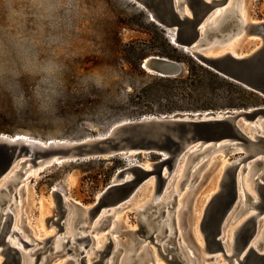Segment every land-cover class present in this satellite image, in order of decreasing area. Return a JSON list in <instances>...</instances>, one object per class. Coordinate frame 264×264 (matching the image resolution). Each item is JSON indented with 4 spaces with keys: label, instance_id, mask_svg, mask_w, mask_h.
<instances>
[{
    "label": "rangeland",
    "instance_id": "rangeland-1",
    "mask_svg": "<svg viewBox=\"0 0 264 264\" xmlns=\"http://www.w3.org/2000/svg\"><path fill=\"white\" fill-rule=\"evenodd\" d=\"M241 7L246 21L264 18V0H241ZM174 32L175 26L157 24L138 0H0V133L24 134L42 140H79L103 136L113 124L144 114L224 111L236 109L229 106L236 102L245 103L243 109L264 106V97L260 94L242 91L229 85L230 79L215 76L213 70L204 66L199 68V63L187 52L171 43ZM234 38L236 42H232ZM225 40L220 45H211V42L204 45V52L230 47L244 53L256 46L258 38L239 32ZM172 47L177 50H172ZM148 55L163 56L177 62L180 72L171 77L150 73L144 63L141 65ZM188 154L189 150L185 151L183 160ZM239 155H225L220 150L200 153L190 164L189 172L185 171L184 175L171 180L167 191L176 188L179 196H167L165 200L171 202L164 205V200L162 207V204L152 207L148 200L152 194V178L143 181L131 199L128 198L117 209L111 207L107 211L113 213L107 224L99 223L101 213L84 230L91 231L90 226L97 219V228L89 234L91 238L95 236V241L90 240L85 249L86 255H91L92 259L86 264L94 261L96 264H107L110 260L115 264L118 259L123 260L122 264L124 261L128 264L135 257L138 264H182L164 249L171 244L181 249L176 229L182 233L181 240L188 247L183 255L189 257V264H230L228 258L222 261L226 256L209 237L216 214L214 210H209V205L213 197L216 209L226 201L224 195L215 196L213 193L223 163ZM160 157L162 153L141 152L61 161L45 166L36 174L35 171H28L30 173L23 175L28 177L23 182L18 179L19 183L14 184L7 194V200L0 205L1 213L9 207L15 216L21 210L20 226L24 234L39 241L31 250L33 260L37 246H41L49 236L55 239L57 224L65 220L64 231L67 233V227L73 222L72 207L67 208L63 217L57 215L60 202L57 197L51 196L52 189L63 193L69 203L88 206L112 182L117 171L146 161L147 165ZM29 164L25 162L16 167L23 171ZM192 164L196 165L191 174ZM263 168L264 164L252 167L253 171L258 170L247 182L252 193L255 191L251 181ZM179 181H182L180 186ZM163 188L166 191L167 182ZM181 198L182 205L178 206ZM252 200L249 198L247 202ZM145 205L146 209L155 210L147 219L158 216L152 224L161 219L158 215L160 207L169 208L168 233L163 231L165 222L153 227L149 224L147 228L143 225L141 219L145 217V211L141 208ZM179 207L181 214L177 223L175 210ZM254 210H245L235 217L231 215L223 239L231 237L229 229ZM81 219V216L76 221L74 218L77 232L82 229L80 226L86 225ZM115 225L116 228H113ZM259 225L260 234L254 239L262 241L263 221ZM111 229V235L103 236ZM97 235L100 236L97 238ZM100 239L104 242L97 247ZM115 241L120 245L115 243L114 246ZM134 243L133 252L131 246ZM48 244L51 248L42 253H52L47 264L56 260L60 262L68 256H83L78 253L74 242L71 243L73 251L66 254L67 245H60L55 240ZM205 246L212 251L200 249ZM99 253L103 255L102 262L98 260ZM127 255L130 256L125 260ZM13 262L12 253L4 255L1 250L0 264ZM232 264L237 263L233 261Z\"/></svg>",
    "mask_w": 264,
    "mask_h": 264
},
{
    "label": "water",
    "instance_id": "water-1",
    "mask_svg": "<svg viewBox=\"0 0 264 264\" xmlns=\"http://www.w3.org/2000/svg\"><path fill=\"white\" fill-rule=\"evenodd\" d=\"M138 1L150 12V17L157 24L175 26L171 39L172 44L187 52L200 65L264 97V18L241 23V16L238 13L241 0ZM222 7L227 9L228 13L221 18L217 26L207 27L206 25L201 34L199 31L201 21L209 17L216 8ZM183 8L187 9L188 13H183ZM240 30H243L246 36L251 35L258 38L255 47L240 55H234L229 51L217 55L204 53V45L210 42L213 43L211 45H218L232 35L241 32ZM145 58L146 61L142 63L148 67L149 72L158 76L171 77L180 72V65L166 57L148 55ZM256 115H264V106L216 112L140 115L137 118L113 124L103 136L85 137L70 142H42L32 138L0 134V179L16 162L28 161L35 164L38 160L50 159V163H46L44 168L52 163L65 160L108 158L114 155L127 156L141 152L162 153V157L157 161L148 162V167L142 162L117 171L112 182L107 184L96 196L94 202L89 204L88 214L93 217L102 209L108 211L111 206L118 208L120 204L131 198L138 186L150 176L154 181V192L161 191L185 151L189 150V154L184 160L183 174L185 171H190V164L200 153L216 150L222 151L225 155L238 153L240 154L236 157L238 159L235 161L236 158H231L221 170L216 191L213 193L216 194L215 196L224 195L226 201L216 209L213 197L209 205V210L216 212L209 237L221 248L219 232L223 226V219L237 207L235 199L243 169L242 166L238 170V164L251 156L249 149L255 151L263 148L261 151H264V135L254 134L253 138H250L242 129V123L250 122ZM244 151H248L245 156ZM257 164H264L263 159H256L254 165ZM124 175L129 177L124 178ZM3 182V186H0V205L7 200V194L12 190L16 180H4ZM256 184L258 195L255 205L256 212L243 219L234 233L232 254L237 264H264V252L260 249L264 243V228L263 240L259 241L255 247L248 244L242 256L237 257V253L246 246L255 227L259 226L263 218L260 216L264 213V176H262V181ZM50 194L58 198L60 210L57 209L56 213L62 216V193L52 189ZM75 204L81 207L78 203ZM10 217L9 212L4 214L0 227V243L4 255L12 253L14 261L12 264H20V252L3 239L10 223ZM147 224L154 226L150 219L143 223L146 228ZM57 226L60 228V223ZM204 240H206L205 236ZM108 242L110 247L111 243ZM47 248H51L48 243L35 248L36 253L32 264H37L38 261L40 264H47L48 256L52 254H42ZM164 249L170 253L171 257L185 264L183 257L174 246L164 247ZM102 256V253H99L98 260L101 262ZM136 261L137 257L130 264H138ZM92 264H96V261Z\"/></svg>",
    "mask_w": 264,
    "mask_h": 264
},
{
    "label": "bare ground",
    "instance_id": "bare-ground-1",
    "mask_svg": "<svg viewBox=\"0 0 264 264\" xmlns=\"http://www.w3.org/2000/svg\"><path fill=\"white\" fill-rule=\"evenodd\" d=\"M182 12L183 13H188V11H187V9H185V8H183V10H182ZM214 13H216L215 15H214ZM228 13V10L227 9H225L224 7H222V8H216L212 13H211V15L209 16V17H207V18H205V20L204 21H201V23H200V33L202 34L203 33V29H204V27H206V25H207V27H215V26H217V24L219 23V21L221 20V18H223L226 14ZM238 13H239V15L241 16V20H242V22L241 23H246V22H248V21H246L245 19H244V16H245V14H244V10H243V8L240 6L239 7V9H238ZM212 15H214V17L212 18ZM212 18V19H211ZM210 19H211V21H210ZM206 21H209V23L208 22H206ZM211 22V23H210ZM241 31V30H240ZM241 32H243V30L241 31ZM235 35V34H234ZM233 36V35H232ZM231 36V37H232ZM231 37H229V38H231ZM236 40V38H234L233 40H232V42H234ZM226 41V40H225ZM237 41V40H236ZM235 41V42H236ZM212 43V42H211ZM210 44V43H209ZM213 44V43H212ZM235 44V43H234ZM233 44V45H234ZM220 45V44H219ZM231 46V45H230ZM232 47H234V46H232ZM255 47V46H254ZM206 52H204L205 54H207V55H217V54H220V53H222V52H224V51H229V52H231L232 54H234V55H240V54H242V53H240V52H236V51H234L232 48H230V47H228V49L226 48V49H224V50H218V49H212V50H205ZM146 59V58H145ZM144 61H146V60H144ZM143 64V63H142ZM143 66L145 67V65L143 64ZM146 69L148 68V67H145ZM148 71H149V69H147ZM151 73V72H150ZM228 110H232V109H228ZM222 111V110H221ZM213 112H216V111H213ZM144 115H154V114H144ZM262 118H264V115H261V116H259V115H256L255 117H254V119H252L250 122H243L242 123V129H243V131L250 137V138H253V135L254 134H261V135H264V125H262L263 124V122L264 121H261L262 120ZM122 121H124V120H122ZM259 121H261V122H259ZM259 122V123H258ZM0 134H4V135H7L6 133H0ZM11 136H13L14 134H10ZM15 136H20V137H24V138H32V137H26V135H24V134H22V135H15ZM32 139H36V140H38V141H53V142H58V141H64V142H66V141H68V142H70V141H74V140H66V139H52V140H42V139H37V138H32ZM80 140V139H79ZM263 149V148H262ZM261 149V150H262ZM250 150V152H251V156H249L248 158H245L241 163H239L238 164V170L240 169V167H242L243 166V169H242V172H241V177H240V181H239V185H238V194H237V197H236V199H235V203H237V208H235V210L232 212V213H228L226 216H225V218L223 219V226L220 228V232H219V234H220V236H221V238H220V242H221V248H220V250L222 251V253L226 256V257H223V260L222 261H224V260H226L225 258H228V260H230V264H232L233 263V261H236L235 260V257H234V254H232V252H233V239H234V233H235V231H236V228L238 227V225L243 221V219H245L246 217H248V216H250V215H253L256 211L254 210V211H250V212H248V214H246V216L244 217V218H242L235 226H232V228H230L229 230V234L231 235V233H232V235H231V237L229 238L228 237V239H226V240H224L223 238L225 237V227H226V224H227V222H228V220H230L231 219V215H232V217H235V216H237V215H239V214H241L243 211H245V210H249V209H255V205H256V203H257V201H258V195H257V182H260V181H262V176H264V168L260 171V173L257 175V177H255L254 179H253V181H251V183H252V188H253V191H255L254 193H252L249 189H248V184H247V182H248V180H249V178L254 174V173H256V171H258V170H256V169H254V171H253V169H252V167H254V161L256 160V159H263V161H264V151H261L260 149H258V150H255V151H253V149H249ZM248 153V151H244V153H243V155L245 156L246 154ZM207 155V154H206ZM254 158V159H253ZM238 158H236L235 159V161L237 160ZM240 159V158H239ZM253 159V160H252ZM183 160V158L179 161V163L177 164V166H175V168L172 170L173 172H172V175L171 176H169L168 177V179H167V189H166V191H164L163 189L161 190V191H159V192H154V181H153V179H151L152 177L150 176L148 179H151V181H150V183H151V186H152V194H151V196L149 197V199L148 200H150L149 202H151V206L152 207H154V206H157L158 204H162V202L165 200V198L167 197V196H171L172 198H175V197H177V194H178V196H179V193H178V190L176 189V188H173V189H171L170 191H167L168 189H169V187H170V183H172L171 182V180L174 178V177H177V176H180L181 174H183V166H184V160ZM65 161H67V160H65ZM26 162H28V161H26ZM30 163V162H29ZM46 163H50V159H44V160H38L35 164H32V163H30L28 166H26L24 169H23V171H20L19 169H18V167H16V165H19V166H21V165H24L25 164V162H23V163H20V162H16V163H14V165L2 176L3 178L0 180V186H2L3 184H4V180H16V183L18 182V179H19V181H20V178H21V181L23 182L24 181V179H26L28 176H26V177H23V175L24 174H28V173H30V172H34L35 171V174L39 171V170H41L42 168H43V166L44 165H46ZM57 163H59V162H57ZM146 163H147V161L146 162H144V165L146 166V167H148L147 165H149V164H147L146 165ZM180 163H183V165L182 164H180ZM227 164V162H224L223 163V165H222V167H221V170L224 168V166ZM193 166H192V168H191V174L193 173V171H194V169L195 168H193V167H195V165L196 164H192ZM16 167V168H15ZM178 167H179V169H178ZM20 168V167H19ZM21 169V168H20ZM32 169H34V170H32ZM28 171H30V172H28ZM14 175H18L17 177H14V178H10L11 176H14ZM184 175V174H183ZM124 178H127V177H129L128 175H124L123 176ZM148 181V180H147ZM250 181V180H249ZM182 182V181H181ZM181 182L179 181V183H178V185L180 186V184H181ZM15 183V184H16ZM19 183V182H18ZM17 183V184H18ZM145 183V182H144ZM141 186V185H140ZM139 188H141V187H139ZM217 188V187H216ZM252 188H250V189H252ZM251 193H249V192ZM164 192V193H163ZM170 192H172V195H169V193ZM245 192H246V194H245ZM213 193V192H212ZM211 193V194H212ZM63 194V193H62ZM210 194V195H211ZM209 195V196H210ZM244 195H245V198H244ZM15 198H16V194H15ZM249 198L250 199H252L253 198V200H252V202L250 201V202H247V201H249ZM129 199H131V198H129ZM185 200V199H184ZM171 200H165L164 202L165 203H163L164 205L166 204V203H169ZM148 202V201H147ZM182 202H183V198H181V200L179 201V203L177 202V205L178 206H180V205H182ZM125 203V202H124ZM63 204H64V206L62 205V207H63V214H62V217L64 216V214L66 215V212H67V208L69 207H72V209L71 210H73L74 211V216H73V222H71V226H69V227H67V229H68V232L67 233H65V231H64V229H65V226H66V221L65 220H63V221H61L60 222V225H61V227L60 228H58L57 227V225H56V227H57V229L54 231V234H55V242L56 243H58V244H60V245H67V248L65 249V252H64V254H66V253H70L71 251H73V245H71V243H73L74 242V246H75V248L77 247V249H78V253L79 254H83V256H82V258H74V257H66L64 260H62V261H60V262H58L57 260L56 261H53L52 263L53 264H78L79 262H81V263H84V264H86L87 262H89V261H91V259H92V256L91 255H89L88 254V256L86 255L87 254V250H85L86 249V247H87V245L89 244V241L90 240H92L93 239V241H95V236H93L92 238L91 237H89V234L93 231V230H95V228H97V227H95L96 226V224H97V219L93 222V224L90 226L91 227V231L89 230V232H84V230L90 225V223H91V221L93 220V219H95L98 215H100L101 213H102V217H101V219H100V222L99 223H101L102 222V224L104 225V224H107V221H108V219H109V217L113 214V213H107V210H104V209H102V210H100L97 214H95L93 217H90L89 216V214H88V207H89V205L88 206H85V205H83V204H81V203H78L79 205H81V207H79V206H77L75 203H69V200H67V199H65V197H64V195H63ZM163 204L161 205V207L163 206ZM111 207H113V209H117V208H115L114 206H111ZM110 207V208H111ZM161 207L159 208V214L158 215H160L161 216V219H159V221H158V223L159 224H161L162 222H165L164 224V230L163 231H166V233H168L169 232V230H170V228H169V225H168V222H167V214H168V212H169V208H164V209H161ZM177 207V206H176ZM109 208V209H110ZM153 209V208H152ZM241 209H243V210H241ZM141 210H144L145 211V217L144 218H142L141 220H142V222H147V218L150 216V215H152L153 213H154V209L153 210H148V208L146 209V205L145 206H143L142 208H141ZM6 212H9L10 213V215H11V217H10V223H9V225H8V227H7V230H6V233L4 234V237H3V239H5V241H6V243L7 244H9V245H11V246H13V247H15V248H17V250L20 252V255H21V263L20 264H32V262H33V260H32V258H31V250L33 249V247H35L38 243H39V241H36V240H32V239H29V236L28 235H25L24 234V232H23V230H22V228H21V222H22V213H21V210H18V212L15 214V216L13 215V213H12V209L11 208H7V210L6 211H4L3 213H1V208H0V227H1V223H2V221H3V219H4V214H6ZM139 212H140V210H139ZM142 212V211H141ZM247 213V212H246ZM77 214V215H76ZM180 214H181V207H179L178 208V210H177V208H176V210H175V216H176V221L178 220V218H179V221H180ZM262 214V213H261ZM109 215V216H108ZM79 216H81V220L80 221H82V222H85L86 223V225H82V226H80V228H82L79 232H77V231H75V228H74V222L76 221V219L79 217ZM260 217H263L262 218V220H260V222L261 221H263V224H264V215L262 214ZM74 218H75V221H74ZM152 218V220H151V222L155 219V218H158V216L157 217H151ZM175 218V217H174ZM149 220V219H148ZM173 220H175V219H173ZM53 223V222H52ZM158 223H156V222H154L153 223V225L154 226H156V225H158ZM177 223H179L178 221H177ZM148 225V224H147ZM116 226L117 225H115V227H113V228H116ZM151 227H153L152 225H151ZM260 225L259 226H256L255 227V229H254V231H253V234H252V237H251V239L248 241V243L246 244V246L243 248V249H241L238 253H237V257H241L242 256V254L244 253V250H245V248L247 247V245L248 244H250V245H252L253 247H255L256 246V244L259 242V239H254V237L257 235H259L260 234ZM2 230H4V228H2ZM59 230H62V232L60 233L59 232ZM112 230L113 229H111V230H109L108 232H106V233H104L103 234V236H105V237H107V235L108 234H110L111 235V233H112ZM176 234H179V236H180V240H179V243H180V246H181V249L178 247H176V246H174V247H176V249H177V251L181 254V256L183 257V259L185 260V262H186V264H189V262H188V259H189V257H188V259H187V257L186 256H184L183 255V252L188 248L187 246H185V244L183 243V241L181 240V238H182V233H180L179 231H177V229H176ZM57 233H58V235H57ZM60 233V234H59ZM263 234V233H262ZM13 236H16V237H13ZM100 235H97L96 237L98 238ZM13 237V238H12ZM37 237H39L38 235H37ZM53 236H49V237H47L46 239H45V241H44V243H43V245H46L49 241L51 242V240H52V242L54 241L53 239ZM64 239V240H63ZM32 240V241H31ZM91 242V241H90ZM104 242V240L102 241L101 239L97 242V247H100L101 245H102V243ZM115 243H117L116 241L114 242V246H115ZM70 244V245H69ZM120 245V242L119 243H117V245ZM136 243H134V244H132V250H133V252H134V245H135ZM68 245H69V247H68ZM118 245V246H119ZM0 246H1V249H0V254H1V250H2V244L0 243ZM128 246L129 245H127V248H128ZM169 246H173L172 244L171 245H169ZM169 246H165V247H169ZM262 247L260 248L261 249V251L262 252H264V243L261 245ZM79 247V248H78ZM53 248V247H52ZM200 248V247H199ZM143 249H144V246H143ZM201 250H206V251H212L211 249H207V247L205 246V247H201L200 248ZM228 249V250H227ZM230 252V253H229ZM221 253V254H222ZM236 254V253H235ZM128 257H127V259L125 258V260H128V258H129V256L130 255H127ZM118 257H120V256H118ZM230 258V259H229ZM122 262H123V260L122 261H119V259L117 260V262L115 263V264H122ZM125 263L124 264H127L126 263V261H124ZM130 262H132L131 260H130ZM51 263V262H50ZM113 263V260H110V261H107V264H112ZM37 264H40L39 263V261L37 262ZM128 264H130V263H128Z\"/></svg>",
    "mask_w": 264,
    "mask_h": 264
},
{
    "label": "trees",
    "instance_id": "trees-1",
    "mask_svg": "<svg viewBox=\"0 0 264 264\" xmlns=\"http://www.w3.org/2000/svg\"><path fill=\"white\" fill-rule=\"evenodd\" d=\"M172 50H177V49H175L174 47H172L171 48ZM192 61V60H191ZM192 62H194V61H192ZM196 64V63H195ZM197 66L199 67V68H204L202 65H200V64H197ZM205 70V69H204ZM206 72H208L207 70H205ZM213 74H215V76H218V77H220V78H222V79H226V78H224V77H221V76H219L217 73H213ZM161 77V76H160ZM227 80V79H226ZM228 84L229 85H233V86H235V87H237V88H239V89H241L242 91H249V92H252L251 90H249V89H246V88H244L243 86H240L239 84H237V83H235V82H233V81H230V80H228ZM229 106H231V107H237L236 109H241L242 107H244L245 106V103H243V102H236V103H231ZM243 109V108H242Z\"/></svg>",
    "mask_w": 264,
    "mask_h": 264
}]
</instances>
